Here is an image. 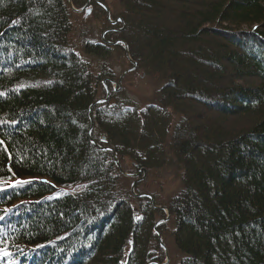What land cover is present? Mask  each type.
Here are the masks:
<instances>
[{
	"label": "trees",
	"instance_id": "1",
	"mask_svg": "<svg viewBox=\"0 0 264 264\" xmlns=\"http://www.w3.org/2000/svg\"><path fill=\"white\" fill-rule=\"evenodd\" d=\"M66 1L0 0V264L162 263L153 204L168 264H264V0H117L106 41ZM117 40L159 86L143 107Z\"/></svg>",
	"mask_w": 264,
	"mask_h": 264
},
{
	"label": "rangeland",
	"instance_id": "2",
	"mask_svg": "<svg viewBox=\"0 0 264 264\" xmlns=\"http://www.w3.org/2000/svg\"><path fill=\"white\" fill-rule=\"evenodd\" d=\"M95 2L101 3L108 9V13L104 11L105 13L104 17H103V13H100L98 15V18L96 19L94 15L91 16L92 12H90L89 15H87L86 10H83L79 13L72 11L73 13H76L78 15L76 21L77 23H81L83 25L84 30H86L85 36L87 37V39H90V40H98V38L101 37L104 30L108 28L105 22V16L107 18V14H109L112 21H114L116 18H120L118 17V13L120 10H119V5H118L117 0H102V1L95 0ZM91 4L97 5L94 2H92ZM73 7L75 9H79L75 7L74 5ZM87 9H89L88 6H87ZM109 25L110 27H112V24L109 23ZM120 25L122 24L118 23L116 27H120ZM126 67L127 66L125 65H123L122 67L118 65H114L115 74H121L123 70H125ZM139 71L140 69L137 68L134 74H132V76H124L120 84H118V81L115 83L117 84V86H119V88L124 90L125 95L128 96V99H130L131 101L134 100L135 102L139 104V107H143L145 106V104H148L149 102L153 101L152 96L159 86L155 85L152 82V80H150V78L149 79L146 78V76L143 75L142 73L139 74L138 73ZM144 180L146 181L145 178ZM149 180H150V177H148V181H146V183L143 184L140 190L143 191L144 193L146 192H151L152 194L154 193L158 197H160L162 200L168 199L171 195H173V193L176 192L175 190L177 189V186H178V182L174 180L172 176H169V175L165 177H160V178L155 177L154 180L152 179L153 183H151V181ZM160 237L162 239L161 235ZM168 261H169V258H168Z\"/></svg>",
	"mask_w": 264,
	"mask_h": 264
},
{
	"label": "water",
	"instance_id": "3",
	"mask_svg": "<svg viewBox=\"0 0 264 264\" xmlns=\"http://www.w3.org/2000/svg\"><path fill=\"white\" fill-rule=\"evenodd\" d=\"M66 2H67L68 7L71 9V11L76 12V13H77V12L79 13V12L83 11V10L86 8V6H87V3H86V5H85L84 7L79 8V9H75V8L73 7V5H72L71 0H67ZM100 5H101V6L103 7V9L108 13V9H107L104 5H102V4H100ZM89 12H90V11L87 10V11H86V14L89 15ZM107 19H108L109 23L112 24V25L115 24L116 22H120V23L122 24V28L124 27V23H123V21H122L121 18H118L117 20L112 21V20L110 19L109 14H107ZM122 28H121L120 30H122ZM104 34H105V32L102 33V35H101L102 38L104 37ZM111 44H112V43H111ZM113 44H120V45L122 46V48H123V50H124V52H125V55H126V58H127L128 62H129V64L132 65L131 68H129L128 70L124 71V72L121 74V76L119 77V79H118V84H120V82L122 81V78L125 76V74H127L128 72H132V71L136 68V64H135V62H134L133 60H131L130 52H129V49H128V45H127L125 42L118 40V41H116V42L113 43ZM112 85H113V88L116 90L115 87H116L117 84H116L115 82H112ZM108 97H109V92H108V89H107V87H106V96H105V98H104V99L96 100V101H95V102L89 107V121H90V126H89V131H88V135H89V137H90V133H91V130H92V124H93V123H92V116H91V110H92V107H93L95 104H99V103H102V102H106V101L108 100ZM99 148H100V149H103V148H101V147H99ZM104 149H106V150L112 152L114 163H115L116 167L119 169L120 173H121L124 177H128V178H136V177H138V176L140 175V173H143V175L141 176V178H139L140 180H142V179L145 177L146 172H145L144 169H141L140 171H138V172H136V173H133V174H130V173L124 172V171L121 169L120 165H119V162H118V159H117L116 153H115L113 150H111L110 148H104ZM139 179L134 180V181L131 183V186H130L131 193H132L135 197H138V198H141V197H143V198H147V199H149V200L151 201V203L153 204L154 200H153V197H152L150 194L148 195V194H136V193H135V191H134V189H135V185H136V183L139 181ZM153 205H154V207H155L156 209H159V210L162 209V210H164L165 214L167 215L166 218L157 221V222L154 224V226H153V228H154V230H155V233H156V235H157V237H158V239H159V244L161 245L162 249L165 251V261H164V264H165L166 261L168 260V251H166V248H165V246H164V244H163V242H162V239H161V237H160V233L157 231L156 227H157L158 225L162 224V222H166V221L169 219V216H170V215H169V213H168V209H167V208H165V207H163V206H157V205H155V204H153ZM155 264H157V263H155Z\"/></svg>",
	"mask_w": 264,
	"mask_h": 264
},
{
	"label": "flooded vegetation",
	"instance_id": "4",
	"mask_svg": "<svg viewBox=\"0 0 264 264\" xmlns=\"http://www.w3.org/2000/svg\"><path fill=\"white\" fill-rule=\"evenodd\" d=\"M92 2H94V3H96L98 5V3L95 2V0H83L82 7L84 5H86V3H88L87 6H88V8L91 9V12H92V4H91ZM98 2H100V1H98ZM116 25H118V23L112 25V28H110V29H112V31H118V29L120 27H116ZM157 239H158V237H157ZM158 241H159V239H158ZM164 261H165V257H164ZM164 261L162 263H158L157 261H155V260L152 259L150 262H148V264H155V263H157V264H164ZM165 264H168V260L166 261Z\"/></svg>",
	"mask_w": 264,
	"mask_h": 264
},
{
	"label": "bare ground",
	"instance_id": "5",
	"mask_svg": "<svg viewBox=\"0 0 264 264\" xmlns=\"http://www.w3.org/2000/svg\"><path fill=\"white\" fill-rule=\"evenodd\" d=\"M118 23H120V22H118ZM115 24H116V23H115ZM113 25H114V24H113ZM121 28H122V27H121ZM121 28H120V29H121ZM120 29H118V31H120ZM122 29H123V28H122ZM108 31H112V29L109 28V29L105 30V31H104L105 34H106ZM105 34H104V36H105ZM101 39L104 40V37H103V38L101 37ZM104 41H106V40H104ZM117 41H118V40H117ZM120 41H121V40H120ZM115 42H116V41H115ZM115 42H113V43H115ZM123 42H124V41H123ZM107 43H108V44H111V42H107ZM113 43H112V44H113ZM127 70H128V69H127ZM125 71H126V70H125ZM122 73H123V72H122ZM128 73H129V72H128ZM125 75H126V74H125ZM120 76H121V75H120Z\"/></svg>",
	"mask_w": 264,
	"mask_h": 264
},
{
	"label": "snow or ice",
	"instance_id": "6",
	"mask_svg": "<svg viewBox=\"0 0 264 264\" xmlns=\"http://www.w3.org/2000/svg\"><path fill=\"white\" fill-rule=\"evenodd\" d=\"M20 183H23V182H19V181L17 182V184H20Z\"/></svg>",
	"mask_w": 264,
	"mask_h": 264
}]
</instances>
